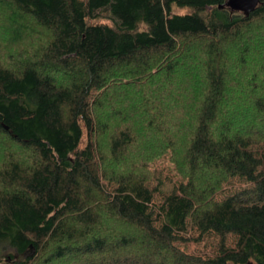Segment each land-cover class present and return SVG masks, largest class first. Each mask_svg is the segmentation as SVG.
<instances>
[{
    "label": "trees",
    "instance_id": "trees-1",
    "mask_svg": "<svg viewBox=\"0 0 264 264\" xmlns=\"http://www.w3.org/2000/svg\"><path fill=\"white\" fill-rule=\"evenodd\" d=\"M226 2L0 0V264H264V0Z\"/></svg>",
    "mask_w": 264,
    "mask_h": 264
},
{
    "label": "rangeland",
    "instance_id": "rangeland-1",
    "mask_svg": "<svg viewBox=\"0 0 264 264\" xmlns=\"http://www.w3.org/2000/svg\"><path fill=\"white\" fill-rule=\"evenodd\" d=\"M155 168L157 169V172L160 178L159 182H161L160 191L158 192L156 196V204L161 205L165 196L171 193V191L173 190L175 184L178 182L179 179L174 174L172 164L167 157L157 161L155 164ZM207 242L208 241H205L204 243H207ZM204 248L206 247H203L201 245L199 246L194 241L190 242L188 245L189 251H192V252H198L199 249H204ZM208 251H210V248H208ZM3 252H4L3 254H5L8 251L3 250Z\"/></svg>",
    "mask_w": 264,
    "mask_h": 264
},
{
    "label": "water",
    "instance_id": "water-1",
    "mask_svg": "<svg viewBox=\"0 0 264 264\" xmlns=\"http://www.w3.org/2000/svg\"><path fill=\"white\" fill-rule=\"evenodd\" d=\"M260 0H227L224 6L230 8L231 11L243 12L250 15L259 5Z\"/></svg>",
    "mask_w": 264,
    "mask_h": 264
}]
</instances>
